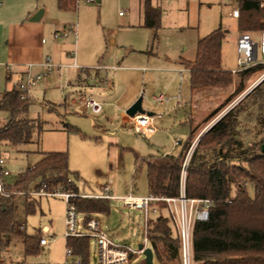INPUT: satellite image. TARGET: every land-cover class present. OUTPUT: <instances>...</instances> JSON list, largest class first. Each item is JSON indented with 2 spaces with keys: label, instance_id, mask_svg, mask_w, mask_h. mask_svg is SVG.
Returning <instances> with one entry per match:
<instances>
[{
  "label": "rangeland",
  "instance_id": "rangeland-1",
  "mask_svg": "<svg viewBox=\"0 0 264 264\" xmlns=\"http://www.w3.org/2000/svg\"><path fill=\"white\" fill-rule=\"evenodd\" d=\"M100 1V4H89L78 0V12L69 13L63 21L74 23L76 34L57 40L59 46L56 54L48 52L53 48L52 31L55 29L51 21L46 24L44 34L38 37V43L43 40L46 53L57 61L58 69L30 86L27 93L33 99L29 117L43 123V133L27 146L11 147L3 144L12 173L9 182H14L23 171L32 167L42 153L67 151L69 168L77 174L73 180L80 194L100 195L101 188L108 186L116 197L128 196L131 188L135 196H147V168L143 165L138 169L136 159L177 154L180 151L178 143H184L190 132L188 116L193 113H189L188 108L190 77L185 72L182 80L179 71L174 69V62L180 56L194 60L198 41L221 27L224 32L223 68L228 71L238 68L236 45L241 32L238 20L231 16L233 9L239 7L238 0H150L153 6L158 5L162 10L154 44L155 31L144 26L143 7L146 0ZM43 2L49 10L48 18L57 20L55 3L51 4L49 0ZM120 13L129 15L130 20L123 21ZM152 46L157 56L148 58L142 52ZM71 54L75 55L74 59L81 70L69 67L74 61ZM98 66L107 68L100 72V77L101 74L104 77L107 75V83L103 86L99 81L97 84L78 87V73L88 70L94 78ZM259 76V73L252 76L244 93L211 123L206 124L203 123L204 118L224 103L234 89L209 91L193 110L194 127L197 129L193 145L213 122L254 87ZM112 82L114 89L105 90ZM21 84L23 82L18 85ZM136 92L143 98V109L153 114L156 120L157 133L150 141L130 124H124L123 115L127 110H124V104L127 97ZM161 93L171 99L166 107L152 101L154 95ZM82 96L99 101L102 113L94 116L86 112L80 102L72 104L74 99H81L79 97ZM196 97L199 99L201 96L199 94ZM176 98L181 103L179 107L176 106ZM7 119L8 115L0 111V126ZM67 126L72 128L70 132ZM256 141L253 137L244 139L246 146ZM249 191L254 193L252 187H249ZM33 197L38 204L35 213L29 216L25 212V197L20 195L17 198L18 220L24 227L21 234L12 237L11 246L3 260L7 264H73L78 261V257L67 255V202L60 197L30 195V198ZM109 209V214L96 215L102 228L116 241L137 250L143 243V219L139 211L130 210L117 201H111ZM35 233L39 238L53 237V241L38 254L26 257L23 254L22 234ZM96 260V246L91 241L88 263L96 264ZM144 263L145 257L138 255L129 264ZM153 264H159L156 257Z\"/></svg>",
  "mask_w": 264,
  "mask_h": 264
},
{
  "label": "trees",
  "instance_id": "trees-1",
  "mask_svg": "<svg viewBox=\"0 0 264 264\" xmlns=\"http://www.w3.org/2000/svg\"><path fill=\"white\" fill-rule=\"evenodd\" d=\"M238 28L241 33L264 31V6L259 0H238ZM58 8L74 11L76 0H58ZM145 27L157 31L161 10L150 0L145 4ZM221 27L197 43L195 59L180 60L190 72L193 92L231 91V95L203 123H211L230 103L247 89L249 79L263 71L256 65L237 74L222 65ZM157 40L154 34L153 43ZM32 97L23 93L19 85L5 91L0 111L8 115L0 126V144L11 147L27 146L43 133V123L29 117ZM72 128L67 126V131ZM197 129L190 123L187 140L180 144L177 154L137 158L136 167L147 168L150 195L178 197L186 158L193 147ZM246 137L257 141L246 146ZM186 196L208 199L213 205L207 222H197L193 230L194 264H264V82L246 94L221 115L196 141L186 166ZM69 168L67 151L42 153V158L23 171L14 183L10 197H0V260L9 250L14 235L21 234L24 224L18 220L17 198L25 197V212L35 213L36 198L31 191H72L78 193ZM249 187H252L253 194ZM80 214L89 217L110 213L109 201L77 197L72 201ZM164 210L163 206L161 207ZM24 256L42 251L38 234H22ZM148 237L159 264H179V240L164 212L149 220ZM90 239L71 238L67 248L81 264H89ZM146 264V263H144Z\"/></svg>",
  "mask_w": 264,
  "mask_h": 264
},
{
  "label": "built area",
  "instance_id": "built-area-1",
  "mask_svg": "<svg viewBox=\"0 0 264 264\" xmlns=\"http://www.w3.org/2000/svg\"><path fill=\"white\" fill-rule=\"evenodd\" d=\"M86 1L90 3L95 2V0ZM259 1L261 2V6H264V0ZM120 15H122V13ZM231 16L238 19L240 16L239 9H234ZM71 32L72 30L68 33ZM66 35L67 33L64 34V36ZM236 50L238 68L232 71L233 74H237L252 66H264V31L259 33L257 37L250 33H241L237 40ZM42 67L44 70L40 75L34 77L29 76L26 83L19 85V88L23 93L27 94L30 86L34 85L37 81H40L43 77H46L58 68V66L52 62L51 58H47L42 64ZM182 72L183 70H181V73ZM259 74L260 76L256 80L254 87L250 90H253L256 86L264 82V69L259 72ZM152 99L154 102L160 104H166L170 100L162 93L154 95ZM79 102L86 111H89L94 116H98L102 113V104L92 97H83ZM129 121L130 127L140 132L145 139H151L154 136L156 129L153 124L152 116L138 114L133 118H129ZM195 145L191 148L182 170L180 193L178 197H159L150 194L138 197L135 196L132 191L126 197H116L110 193V187L108 186L103 188V194L92 197L94 199L121 202L124 207H127L130 210L139 211L143 219V243L141 244L142 248L138 247L137 250L133 249L126 243L118 242L113 239L111 235L102 228L101 223L97 218L82 215V219H79L80 213L77 211V208L72 201L77 197L87 198L86 196L75 194L72 191H55L53 193H47L43 190L31 191L30 195L60 197L67 202L68 208L65 218V237L67 240L71 238L86 237L90 239V241H93L97 250L96 264H129L134 256H144V252L147 249H152L148 237L149 220L153 216H160L163 212L165 217L169 219L172 230L179 240V264H194V226L197 222H207L209 220L210 209L213 205L211 200L189 198L186 196V166ZM10 177L11 171L7 166L4 146L3 144H0V197L8 198L11 193H13L12 190L14 188V183L9 182ZM162 206L164 208L163 211L161 208ZM52 241L53 237H41L39 239V245L44 248L49 246ZM67 255L73 256L70 248H67ZM154 256L155 254L153 251V260ZM0 264L7 263L5 260L1 259ZM73 264H81L80 259L74 261Z\"/></svg>",
  "mask_w": 264,
  "mask_h": 264
},
{
  "label": "crops",
  "instance_id": "crops-1",
  "mask_svg": "<svg viewBox=\"0 0 264 264\" xmlns=\"http://www.w3.org/2000/svg\"><path fill=\"white\" fill-rule=\"evenodd\" d=\"M49 1L51 2V4L55 3V10H57L56 12H58L57 20H50L48 18L49 17L48 16L49 10H48V7L45 5V2H43V0H42V3H41V0H0V101H1L5 91L12 89V87L17 86L19 83H22V82L26 83L25 81L28 80L29 76L34 77V76L40 75L44 70V68L42 67V64L46 61L47 58H51L52 62L55 65H57V61L54 60V58L50 57L49 54L46 53V51L43 47L44 41L42 40L41 43H38V37L40 35L44 34L46 24H48L49 21H51L50 24H52L55 27V29L52 31L53 48H50L48 50L49 53L50 52H53V54L57 53V47L59 46L57 43V40H64V39H67L70 35L74 36L76 34V25L74 23H71V22H63V21L65 20L66 16L69 13H77L78 12V0H76V9L74 11L60 10L58 8V0H49ZM84 1L87 2L86 0H84ZM146 2H147V0H146ZM146 2L144 3V7H143L144 26H145V13H144V11H145ZM87 3H89V4H94V3L100 4L101 1L95 0L94 3H90V2H87ZM150 3H151V1H150ZM151 5H152V3H151ZM41 6H43V9H41ZM153 7L159 8L161 10V8L158 5L153 6ZM238 9H239V7H238ZM40 10L43 11V15L41 17V20L39 22H31L30 19L34 15H36ZM161 13H162V10H161ZM120 14H119V16L122 17L123 21L130 20L129 15L126 16V15H123V14L120 15ZM161 18H162V15H161ZM233 19H236V18H233ZM236 20H238V19H236ZM70 30H72V32L68 33ZM66 33H67V35L64 36V34H66ZM155 33L157 34V31H155ZM257 36H255V37H257ZM157 37H158V35H157ZM152 44H154V43H152ZM153 46L151 47V49L149 48L147 51L142 52V53L147 55L148 58L157 56V53L154 52ZM221 53H222V51H221ZM236 55H237V52H236ZM71 56L74 59L75 55L71 54ZM165 59H166V61L171 62V60L169 58H165ZM181 59L187 60L183 56H180L179 59L174 62V65L176 66L174 69L176 71H179V73L181 75V79L184 80V73L185 72L188 73L189 77H190V72H189V70H187L184 66H182L180 64ZM187 61H192V60H187ZM222 65H223V63H222ZM69 67H72L75 70H81L82 69L78 65L76 59H74L72 65H70ZM114 69L119 70L120 68H114ZM102 70H107V68L102 67V66H98L96 69V73H95L94 78L91 77L88 70L84 71V72L81 71L82 73H78L77 79H76V83H77L78 87L81 85L90 86V84H97L99 81H101L99 83H101V85L104 86L107 83V78H106L107 75L104 77V75L102 76V74H101V77H100V72L102 73ZM181 70H183L182 73H181ZM143 71L145 72L146 70L143 69ZM232 71H234V70H232ZM49 75H47V76H49ZM43 78H45V77H43ZM143 80L145 81V78ZM40 81H37V82H40ZM105 88H106L105 90H113L114 89V83L112 82L111 86H107ZM208 93H209V91H201L198 93L193 92L190 88V80H189V96H188L189 106H188V108L190 109L189 113L193 112L191 116H188L189 127H190V123L193 121V114L195 112V111H193L194 107H196V105ZM199 94L201 97L199 99H197L196 96ZM82 97H79V98H82ZM138 97H139V92H136L131 97H127L126 102L124 104V110L125 109L128 110L138 100ZM176 100H177L176 106L179 107L181 105V103H180V101H178V98H176ZM79 101H80V99H78V98L74 99L72 101V104L76 105L77 103H79ZM152 101H153V99H152ZM65 102H67V101H65ZM170 102H171V99L166 104H160V103H158V104H160L163 107H166L168 104H170ZM123 119H124L125 125L129 124L130 121H129V117L126 115V112L123 115ZM153 124H154V126L156 124V120L154 118H153ZM155 129H156V132H155V134H156L157 133L156 126H155ZM151 139H147V140L150 141ZM178 144L180 145L181 142H179ZM159 155H161V154H158L156 156H159ZM162 155H170V153L162 154ZM41 158H42V156H40L39 160ZM39 160H37L36 163ZM7 166L9 168L8 162H7ZM9 170H10V168H9ZM11 175H12V173H11ZM17 179L18 178H16V180L14 182H11V183H15L17 181ZM103 188H101V194H103ZM131 191L132 192L134 191L133 188H131L130 192ZM78 193H79V190H78ZM110 193L112 194L111 188H110ZM133 194H134V192H133ZM79 195L86 196L87 198L99 196V195H89V194H80V193H79ZM109 202H111V201H109ZM83 215H85V214H83ZM93 217L96 218V216H93ZM44 229H45V231L48 230L47 228H44ZM35 234H37V233H35ZM73 256H75V255H73ZM154 258H155V256H154Z\"/></svg>",
  "mask_w": 264,
  "mask_h": 264
},
{
  "label": "water",
  "instance_id": "water-1",
  "mask_svg": "<svg viewBox=\"0 0 264 264\" xmlns=\"http://www.w3.org/2000/svg\"><path fill=\"white\" fill-rule=\"evenodd\" d=\"M43 15V11L40 10L36 15H34L30 21L31 22H39L41 20V17ZM252 90L246 92L244 94V96L246 94H248L249 92H251ZM138 114H147L149 116H152L151 113H147L144 109H143V98L139 97L138 100L126 111V115L129 118H133ZM139 248H142L141 245L139 246ZM144 257H145V263L146 264H153V251L152 249H147L144 252Z\"/></svg>",
  "mask_w": 264,
  "mask_h": 264
}]
</instances>
